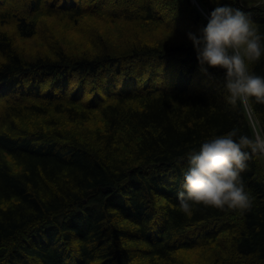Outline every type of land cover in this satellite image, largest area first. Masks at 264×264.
<instances>
[{"label": "trees", "instance_id": "1", "mask_svg": "<svg viewBox=\"0 0 264 264\" xmlns=\"http://www.w3.org/2000/svg\"><path fill=\"white\" fill-rule=\"evenodd\" d=\"M198 1L0 0V264H264L262 153L248 208L179 206L190 148L255 136L247 106L264 133V103L202 70ZM221 2L264 31V0Z\"/></svg>", "mask_w": 264, "mask_h": 264}, {"label": "clouds", "instance_id": "2", "mask_svg": "<svg viewBox=\"0 0 264 264\" xmlns=\"http://www.w3.org/2000/svg\"><path fill=\"white\" fill-rule=\"evenodd\" d=\"M214 3L207 23L198 32H188L202 70L207 72L209 65L226 70L223 87L228 102L236 104L237 100L255 98L264 103V75L250 70L251 64L264 58V31L243 9L221 0ZM253 153H264V133L250 137L236 127L214 133L190 148L184 157L182 188L177 193L180 208L189 216L194 206L201 203L248 208L250 194L241 173Z\"/></svg>", "mask_w": 264, "mask_h": 264}, {"label": "rangeland", "instance_id": "3", "mask_svg": "<svg viewBox=\"0 0 264 264\" xmlns=\"http://www.w3.org/2000/svg\"><path fill=\"white\" fill-rule=\"evenodd\" d=\"M193 1V3L194 4H196V5H199V1L198 0H192ZM200 7V6H199ZM205 12V11H204ZM205 15L207 16L208 14H207V12H205ZM63 25V24H62ZM59 26V25H58ZM60 27V26H59ZM63 28L66 30V31H68V32H70L69 30H68V28H66V27H64V25H63ZM124 28V27H123ZM123 30V29H122ZM121 29H119V30H116V33L117 34H119V33H121V31H122ZM71 33V32H70ZM69 38V37H68ZM67 38V39H68ZM84 39V36H80L77 40H76V43H79L80 41H82ZM69 41H72V39H68ZM84 41V40H83ZM83 41H82V43H83ZM80 44V43H79ZM85 44H87V43H85ZM42 45H41V49H42ZM25 49H27V50H29V51H31V50H33V47L31 48L30 46L28 47H26ZM247 111H248V116L251 118V124H252V127L254 128V131H255V134L257 133V132H261L260 131V128L258 127V125H257V122H256V119H255V117L253 116V114H252V111L250 110V108H249V106H247ZM65 122H66V120H65ZM66 125H68V126H72V127H74V125H72L73 123L71 122V121H69L68 122V120H67V123H65ZM78 129H80V128H78ZM262 161H264V153H262Z\"/></svg>", "mask_w": 264, "mask_h": 264}]
</instances>
